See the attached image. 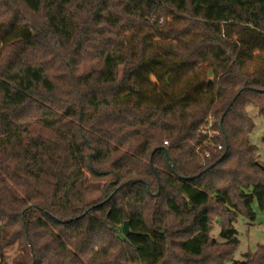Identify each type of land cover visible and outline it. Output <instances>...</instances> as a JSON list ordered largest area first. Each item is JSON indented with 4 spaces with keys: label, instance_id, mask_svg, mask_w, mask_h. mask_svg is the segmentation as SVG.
I'll use <instances>...</instances> for the list:
<instances>
[{
    "label": "trees",
    "instance_id": "obj_1",
    "mask_svg": "<svg viewBox=\"0 0 264 264\" xmlns=\"http://www.w3.org/2000/svg\"><path fill=\"white\" fill-rule=\"evenodd\" d=\"M250 106L264 0H0V264H264Z\"/></svg>",
    "mask_w": 264,
    "mask_h": 264
},
{
    "label": "rangeland",
    "instance_id": "obj_2",
    "mask_svg": "<svg viewBox=\"0 0 264 264\" xmlns=\"http://www.w3.org/2000/svg\"><path fill=\"white\" fill-rule=\"evenodd\" d=\"M247 112L250 116V118L254 121L256 124V129L254 133L251 136V143L256 146L257 152H256V160L257 162L264 166V118L259 114L257 107L250 106L247 108ZM214 118L210 116V122L208 126H202L201 129L204 131H207L210 129L212 122ZM209 133L212 134L213 130L210 129ZM52 136V134H50ZM218 149V148H217ZM219 150V149H218ZM89 190H88V198L90 200H94L99 196V193L97 189L94 187L92 182L88 183ZM212 207L215 209H218L219 205L214 200L212 202ZM253 209L255 212V219L251 220L250 218L246 217L243 214H240L237 218V222L235 223V227L238 230V238L240 240V244L237 247L235 253H234V259L235 261H244L246 260L245 255L248 253H256L259 246H264V209H261L259 206L258 201H255L253 204ZM223 213H229L228 209L225 207L223 208ZM226 214V215H227ZM237 214V213H235ZM228 216L220 217V219L223 221ZM220 220H215L214 222V231L212 233L213 237H215L219 243H224L222 239H220L219 234L221 231V222ZM175 222L170 218L169 219V226L172 227V233L174 235V238L179 237L180 234L178 229L173 226ZM18 228V226H17ZM176 249V248H175ZM224 249V247H223ZM178 252V250H176ZM21 254V250L19 249V242L16 241L14 244H11L10 246H7L3 249V255L8 264H14L15 260L19 257ZM2 256V253L0 254Z\"/></svg>",
    "mask_w": 264,
    "mask_h": 264
},
{
    "label": "water",
    "instance_id": "obj_3",
    "mask_svg": "<svg viewBox=\"0 0 264 264\" xmlns=\"http://www.w3.org/2000/svg\"><path fill=\"white\" fill-rule=\"evenodd\" d=\"M163 149L167 151L166 148H163ZM150 164H151L152 168L155 169V167H154V165H153V155H152V157H151ZM171 167H172V169H174L173 164H171ZM123 230H124V233H125L126 235L129 234V232H130V222H129V221H125V222H124V224H123Z\"/></svg>",
    "mask_w": 264,
    "mask_h": 264
},
{
    "label": "built area",
    "instance_id": "obj_4",
    "mask_svg": "<svg viewBox=\"0 0 264 264\" xmlns=\"http://www.w3.org/2000/svg\"><path fill=\"white\" fill-rule=\"evenodd\" d=\"M164 145L168 146L169 145L168 141H165ZM219 149H222V146H219Z\"/></svg>",
    "mask_w": 264,
    "mask_h": 264
}]
</instances>
